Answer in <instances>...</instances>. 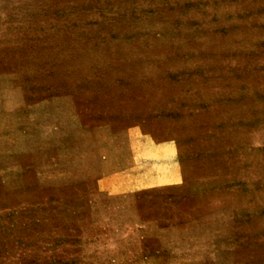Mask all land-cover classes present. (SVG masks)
<instances>
[{
  "label": "rangeland",
  "instance_id": "obj_1",
  "mask_svg": "<svg viewBox=\"0 0 264 264\" xmlns=\"http://www.w3.org/2000/svg\"><path fill=\"white\" fill-rule=\"evenodd\" d=\"M0 264H264V0H0Z\"/></svg>",
  "mask_w": 264,
  "mask_h": 264
},
{
  "label": "crops",
  "instance_id": "obj_2",
  "mask_svg": "<svg viewBox=\"0 0 264 264\" xmlns=\"http://www.w3.org/2000/svg\"><path fill=\"white\" fill-rule=\"evenodd\" d=\"M119 145L121 144L120 141ZM126 151V165H114L111 170L105 160L101 161L99 185L108 192L137 191L156 188L162 183L166 173L159 172V166L154 158V151L137 135L130 137ZM116 154L113 153V157ZM123 155V156H124ZM107 163V164H106ZM106 164V165H105Z\"/></svg>",
  "mask_w": 264,
  "mask_h": 264
}]
</instances>
